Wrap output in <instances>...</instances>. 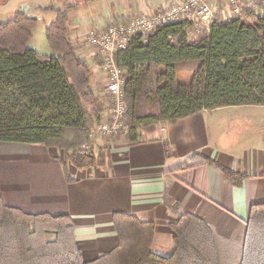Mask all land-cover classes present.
<instances>
[{"label":"trees","instance_id":"trees-1","mask_svg":"<svg viewBox=\"0 0 264 264\" xmlns=\"http://www.w3.org/2000/svg\"><path fill=\"white\" fill-rule=\"evenodd\" d=\"M78 6L44 9L56 14L45 34L56 56L28 47L38 23L28 13L31 7L0 20V142L38 143L63 151L69 182L72 166H103L110 156L104 147L97 152L82 148L105 103L91 89L93 67L78 56L70 39L68 22ZM192 27L184 21L160 26L145 37L134 36L118 52L128 112L116 139L124 135L135 142L140 126L175 122L203 110L264 105V17L244 6L225 21L216 14L210 29L196 40L188 38ZM184 65L188 67L180 69ZM221 170L235 184L245 177ZM113 224L120 244L84 261L72 218L25 213L6 205L0 193V264H221L212 228L193 213H181L170 223L175 250L168 257L152 249L154 223L116 212ZM48 234L55 238L48 240ZM239 263L264 264V204L250 208Z\"/></svg>","mask_w":264,"mask_h":264},{"label":"crops","instance_id":"crops-1","mask_svg":"<svg viewBox=\"0 0 264 264\" xmlns=\"http://www.w3.org/2000/svg\"><path fill=\"white\" fill-rule=\"evenodd\" d=\"M59 1L61 6L79 4L68 22L70 39L78 56L92 66L99 57L84 43L88 31L155 15L181 0ZM27 7L30 15L38 10L54 17V11L44 9L58 8L33 0H0V20ZM99 74L94 73L91 89L101 98L105 81ZM138 133L135 142L124 135L100 142L109 152L108 163L72 166V182L66 180L55 148L0 142L5 204L28 214L68 215L84 261L120 244L113 224L116 212L154 223L152 249L164 257L175 250L170 223L181 213H193L212 228L222 257L240 264L250 208L264 204V105L203 110L175 122L140 126ZM221 168L245 177L235 184Z\"/></svg>","mask_w":264,"mask_h":264},{"label":"built area","instance_id":"built-area-1","mask_svg":"<svg viewBox=\"0 0 264 264\" xmlns=\"http://www.w3.org/2000/svg\"><path fill=\"white\" fill-rule=\"evenodd\" d=\"M260 2L225 0L221 5L220 0H181L173 2L155 15H139L132 17L127 23L88 31L84 43L99 57V61H94L92 65L93 71L96 75L97 73L103 75L105 81L101 92L105 112L100 122L91 130L93 140L114 139L124 129V119L128 112L125 100L126 87L124 70L117 63L116 55L127 48L134 36L145 37L160 26L180 21L191 22L193 26L205 25L209 30L216 14L220 13L225 21L238 16L244 6L251 8L258 16L264 17V0Z\"/></svg>","mask_w":264,"mask_h":264},{"label":"rangeland","instance_id":"rangeland-1","mask_svg":"<svg viewBox=\"0 0 264 264\" xmlns=\"http://www.w3.org/2000/svg\"><path fill=\"white\" fill-rule=\"evenodd\" d=\"M33 2L35 4H38V5L39 4L40 5L41 4L50 5V3L51 4L53 3L56 7H58V8L61 7L62 8L61 2L59 0H33ZM243 2L245 3V2H247V0H243ZM246 4H248V3H246ZM221 5H223V4H221ZM33 11H34V14L36 13L35 15L34 14L33 15L38 18V23H37V27L34 28V30L32 32L34 34L33 39L28 41V47L32 48V49H35V50H37V52L39 51L40 53H43V54H50V53L52 54L53 53V52H51L52 49L50 48L49 43L46 40V35L45 34H46V28L54 21L55 17L52 14H49L47 12H42V11H38V10H33ZM111 25H114V24H111ZM205 30L207 31V27H205V25L193 26L188 31L189 40L198 39L200 34L202 32H204ZM187 67H188L187 65H184L183 67L181 66L180 69H182V68L184 69V68H187ZM180 74L184 75L182 72H180ZM184 77H186V76L184 75L183 78ZM184 79H183V81H184ZM93 127H94V125L92 127L90 126V132L93 129ZM103 141H100L99 139L93 140V137L91 135V139L89 140V142L85 143L82 148L85 149V150H88L90 152L91 151H96L97 152L99 150L98 147H100V148L104 147L103 145H99V143L103 142ZM56 150H58V152L61 154V159H64L65 158V153L63 151L57 149V148H56ZM54 238L55 237H54L53 234H48L47 235V239L48 240H53ZM219 257L223 259L220 262L221 264H234V261L228 260V259H224L220 253H219Z\"/></svg>","mask_w":264,"mask_h":264}]
</instances>
